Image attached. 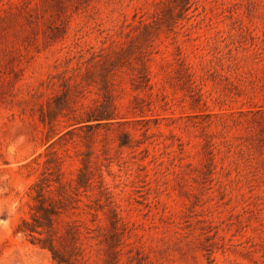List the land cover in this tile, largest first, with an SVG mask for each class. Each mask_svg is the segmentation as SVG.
I'll list each match as a JSON object with an SVG mask.
<instances>
[{
    "label": "rangeland",
    "instance_id": "obj_1",
    "mask_svg": "<svg viewBox=\"0 0 264 264\" xmlns=\"http://www.w3.org/2000/svg\"><path fill=\"white\" fill-rule=\"evenodd\" d=\"M177 1L0 0V264H54L19 231L52 142L73 192L60 231L81 238L71 264H264V0ZM143 23L158 36L114 78L117 119L62 117L47 143L40 108ZM96 101L89 86L79 104Z\"/></svg>",
    "mask_w": 264,
    "mask_h": 264
},
{
    "label": "trees",
    "instance_id": "obj_2",
    "mask_svg": "<svg viewBox=\"0 0 264 264\" xmlns=\"http://www.w3.org/2000/svg\"><path fill=\"white\" fill-rule=\"evenodd\" d=\"M176 3L179 5V10L186 13L191 9L193 0H178ZM184 16H177L175 24ZM153 24L143 23L142 32L137 37L140 40L138 43H128L103 58L90 56L85 65L83 79L73 84H64L60 94L40 108L39 119L46 128L47 143L59 134L57 124L62 117L68 119L69 127H73L72 129L87 130H94L103 125L108 126L117 119L118 112L113 93L114 78L125 67L136 71L131 63L134 62L140 50L151 49L158 36V30L153 27ZM145 59L142 71L139 73L143 72L147 76L149 74L148 60L147 57ZM89 86L95 87L97 101L86 108L79 102L80 98L85 96L86 87ZM125 138H128L126 134L121 136V141H124L121 143L122 146L129 145ZM54 144L55 142H52L45 152L38 156V158L45 157V160L38 179L31 186L34 205L30 219L22 220L19 231L28 235L34 244L48 249L54 264H71L81 253V238L79 230L75 227L68 226L60 231L59 220L64 213L62 210L66 209L65 203L71 200L73 192L69 190L71 182L63 183L60 158L55 152H50ZM90 155L83 158L74 179L78 188L92 184L93 171ZM112 214L116 217L115 212Z\"/></svg>",
    "mask_w": 264,
    "mask_h": 264
}]
</instances>
